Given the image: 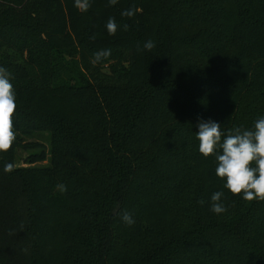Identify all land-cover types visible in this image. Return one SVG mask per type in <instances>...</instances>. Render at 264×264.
Segmentation results:
<instances>
[{"label": "trees", "instance_id": "obj_1", "mask_svg": "<svg viewBox=\"0 0 264 264\" xmlns=\"http://www.w3.org/2000/svg\"><path fill=\"white\" fill-rule=\"evenodd\" d=\"M90 4L0 0L17 104L0 264H264V201L225 189L196 139L201 119L226 133L264 117V0Z\"/></svg>", "mask_w": 264, "mask_h": 264}, {"label": "clouds", "instance_id": "obj_2", "mask_svg": "<svg viewBox=\"0 0 264 264\" xmlns=\"http://www.w3.org/2000/svg\"><path fill=\"white\" fill-rule=\"evenodd\" d=\"M118 0H109L110 5H115ZM74 7L82 12H87L91 7L90 0H74ZM139 9H128L121 13L122 16L133 17ZM110 36H114L119 25L115 18L110 17L105 25ZM129 25L124 24L123 30L127 31ZM95 39V37H92ZM155 43L152 40L145 42L143 48L152 50ZM111 55V50H101L95 53L93 63ZM16 94L10 82V73L0 67V152H7L16 139L13 130V116L16 112ZM196 139L199 141V152L205 157L214 156L216 160V176L224 180L223 187L233 195H241L245 201H264V117L254 123L253 129L235 127L226 133L222 131L217 122L199 120ZM13 163H7L5 172L14 170ZM57 189L63 193L67 191L64 184H58ZM223 191H216L211 196L210 210L214 214H222L228 209L222 202ZM122 222L127 226L135 224L132 214L125 211L121 216Z\"/></svg>", "mask_w": 264, "mask_h": 264}]
</instances>
